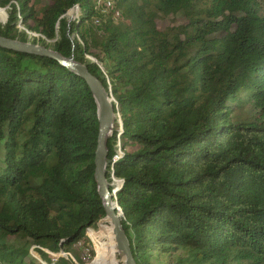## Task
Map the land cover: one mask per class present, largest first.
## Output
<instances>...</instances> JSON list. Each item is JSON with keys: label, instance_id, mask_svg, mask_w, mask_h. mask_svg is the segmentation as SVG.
Listing matches in <instances>:
<instances>
[{"label": "trees", "instance_id": "obj_1", "mask_svg": "<svg viewBox=\"0 0 264 264\" xmlns=\"http://www.w3.org/2000/svg\"><path fill=\"white\" fill-rule=\"evenodd\" d=\"M112 1L122 20L102 21L99 37L93 0H0V35L85 64L113 97L106 178L112 165L137 264L180 247L184 264H264V0ZM75 5L79 16L66 19ZM178 10L185 23L157 27ZM243 101L255 112L234 119ZM98 125L83 78L0 47V264H39L27 245L44 261L71 253L105 217L93 176ZM101 228L88 229L92 263L107 253Z\"/></svg>", "mask_w": 264, "mask_h": 264}, {"label": "water", "instance_id": "obj_2", "mask_svg": "<svg viewBox=\"0 0 264 264\" xmlns=\"http://www.w3.org/2000/svg\"><path fill=\"white\" fill-rule=\"evenodd\" d=\"M0 47L16 52H22L25 54L39 55L55 59L61 65L67 67L69 70L85 80L97 104L99 125L93 159V176L97 185L98 194L102 200L105 211V217L103 219L107 220L110 223L116 248L122 254L124 264H137L132 254L129 239L121 226L119 217L121 210L117 205V202L113 200L116 194V190H110V186L113 184L111 182H108L106 178V142L108 136L111 134L115 117L112 99L110 98L111 96L108 95L101 81L88 70L85 64L80 63L72 58L63 57L61 54L50 47L32 42H24L1 35ZM115 209H117L118 211L116 212ZM64 254L65 253H62V255Z\"/></svg>", "mask_w": 264, "mask_h": 264}, {"label": "rangeland", "instance_id": "obj_3", "mask_svg": "<svg viewBox=\"0 0 264 264\" xmlns=\"http://www.w3.org/2000/svg\"><path fill=\"white\" fill-rule=\"evenodd\" d=\"M36 4V6H41L44 4H47L50 0H33ZM201 3H209V0H201ZM1 9L4 10V15H0V22L4 23L6 20V13L8 8L7 7H2ZM2 10V11H3ZM229 9H225V11H228ZM80 14L79 8L77 5H75L74 7L70 8L65 14V18L68 20H74L76 19ZM100 15V14H99ZM99 23L96 24L91 23L92 29L95 32V34H97V36H101L102 35V31H101V22L102 21H106L109 18H111L109 15L107 16H102L100 15L99 17ZM122 20V19H120ZM118 20V21H120ZM117 21V22H118ZM186 19L183 16L182 11H175L174 13H170L168 15H159L158 18L156 19V24L157 27L161 30H165L167 28L170 27H174L177 26L179 24L185 23ZM20 28H23V26L21 24ZM90 26V23L89 25ZM28 35H29V39L32 40L34 37H38V34L36 32L30 31L28 30ZM50 45V41H47ZM51 48V47H50ZM87 58L92 60V61H96L98 63V65L104 70V64L101 63L100 61L95 60L92 56L87 55ZM113 100V97H110ZM254 108H252L251 104L247 101H243L241 102V106H236L233 108V113L232 116L234 119L237 120H245V119H249V117H252L253 113H254ZM118 118V115H117ZM119 119V118H118ZM126 149H132V147L127 146ZM2 159H3V146H2V141H0V166L2 163ZM119 182V180L113 179L112 180V184L116 185ZM99 227H102V229H105L104 233L102 232V234H100L99 236V241L102 242L104 244V246L107 248V253H104L102 255V259L99 262H94L92 263V261L94 260L95 256H96V251L94 248V244L88 234V229L96 231L99 229ZM86 232H85V241L82 240V246H77L75 245V248L72 250V256L73 259L70 257V255L68 253L65 256L62 255V253L59 254H50L52 257H47L44 258L45 262L39 255V253L37 252V249L35 246L33 245H27V247L29 248V259L30 260H34L39 264H57L56 260L58 258L59 255L64 256L65 258H70L69 264H124V260L122 257V254L120 253V251L117 250L116 248V244H115V240H114V236L112 234L111 231V226L110 223L106 220H104L103 218L101 220H99L96 225L94 227H89ZM84 241V242H83ZM22 243V242H20ZM86 248V249H85ZM189 251L187 248L185 247H180L179 249H177L176 251L172 252L171 254H154L151 258H150V263L151 264H184V262H180L178 261V257H180L181 259H185V257L188 255ZM111 255L113 258V261L111 260ZM186 263V262H185ZM242 264H247V263H242Z\"/></svg>", "mask_w": 264, "mask_h": 264}, {"label": "built area", "instance_id": "obj_4", "mask_svg": "<svg viewBox=\"0 0 264 264\" xmlns=\"http://www.w3.org/2000/svg\"><path fill=\"white\" fill-rule=\"evenodd\" d=\"M94 3V7L97 10V12L102 15V16H107L109 15L114 22H117L118 20H120L122 18L121 12L115 7L114 3L112 0H93ZM1 9V8H0ZM94 23L98 24L99 18L95 17L93 19ZM18 26L20 27V25L18 24ZM121 147H120V140L119 137L117 136V142H116V152L113 154V156L111 157V160L114 161L117 158V154L120 152ZM113 167L112 165L110 166V171H111V178L116 179L112 173ZM77 246H82V241H78L76 243ZM86 249V248H85ZM70 255V257L73 259V256L71 255V253H68ZM67 254H65L66 256Z\"/></svg>", "mask_w": 264, "mask_h": 264}, {"label": "bare ground", "instance_id": "obj_5", "mask_svg": "<svg viewBox=\"0 0 264 264\" xmlns=\"http://www.w3.org/2000/svg\"><path fill=\"white\" fill-rule=\"evenodd\" d=\"M3 9H0V12L2 11Z\"/></svg>", "mask_w": 264, "mask_h": 264}]
</instances>
